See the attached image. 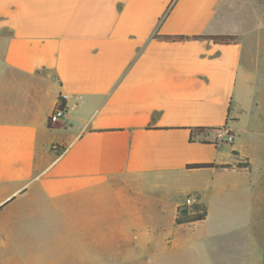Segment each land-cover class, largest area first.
Returning <instances> with one entry per match:
<instances>
[{
	"label": "crops",
	"instance_id": "1",
	"mask_svg": "<svg viewBox=\"0 0 264 264\" xmlns=\"http://www.w3.org/2000/svg\"><path fill=\"white\" fill-rule=\"evenodd\" d=\"M0 264H264V0H0Z\"/></svg>",
	"mask_w": 264,
	"mask_h": 264
},
{
	"label": "trees",
	"instance_id": "2",
	"mask_svg": "<svg viewBox=\"0 0 264 264\" xmlns=\"http://www.w3.org/2000/svg\"><path fill=\"white\" fill-rule=\"evenodd\" d=\"M155 38L166 41H187L192 39H209L217 44H234L239 41V37L237 35H184V34H176V35H160L155 34ZM60 105H66V100L59 96ZM50 124V123H49ZM192 139L195 140L197 135L200 133H208L211 131H220L223 128L220 127H192ZM205 142V140H202ZM217 166L220 168H230L231 165H215L213 163H199V164H190L189 168H202V167H212ZM246 166V165H245ZM208 209L205 204L198 203L192 207L188 206H180L177 214V223L178 224H192L197 221L204 220L207 217Z\"/></svg>",
	"mask_w": 264,
	"mask_h": 264
},
{
	"label": "built area",
	"instance_id": "3",
	"mask_svg": "<svg viewBox=\"0 0 264 264\" xmlns=\"http://www.w3.org/2000/svg\"><path fill=\"white\" fill-rule=\"evenodd\" d=\"M62 97L66 100L68 95H65V96L62 95ZM66 111H67V106L66 105L61 106L60 101H59L57 106L55 107V109L49 115V123L55 124V123L59 122L64 117ZM217 133H218V139L221 141L232 142L234 140V135L228 131L220 130ZM197 197H198L197 194H191V195L187 196L183 206L185 205L188 207H192L195 204H198L197 203Z\"/></svg>",
	"mask_w": 264,
	"mask_h": 264
}]
</instances>
